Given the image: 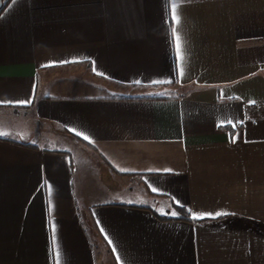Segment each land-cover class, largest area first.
I'll use <instances>...</instances> for the list:
<instances>
[{
    "label": "crops",
    "instance_id": "1",
    "mask_svg": "<svg viewBox=\"0 0 264 264\" xmlns=\"http://www.w3.org/2000/svg\"><path fill=\"white\" fill-rule=\"evenodd\" d=\"M0 133V264H264V0H10Z\"/></svg>",
    "mask_w": 264,
    "mask_h": 264
},
{
    "label": "trees",
    "instance_id": "2",
    "mask_svg": "<svg viewBox=\"0 0 264 264\" xmlns=\"http://www.w3.org/2000/svg\"><path fill=\"white\" fill-rule=\"evenodd\" d=\"M9 1L10 0H5L3 2V5H2L0 12L2 11V9L5 7V5ZM171 205H172L171 206L172 212L177 213V215H175V216H173L171 214L168 216H158V214H156L152 211H151V213L156 219H158L161 222H180V223H186V224H191V225L211 223V222H209V220H200L197 218L194 219L193 214L187 208L177 207V206L173 205L172 203H171ZM222 219H225V218H220L219 220H222Z\"/></svg>",
    "mask_w": 264,
    "mask_h": 264
},
{
    "label": "snow or ice",
    "instance_id": "3",
    "mask_svg": "<svg viewBox=\"0 0 264 264\" xmlns=\"http://www.w3.org/2000/svg\"><path fill=\"white\" fill-rule=\"evenodd\" d=\"M177 19V15H176V12H175V5H173V20H176ZM179 42H177V54L179 55ZM80 133H77V135H79ZM0 135H3V133H0ZM85 139H88V137H84ZM156 189H153V191H155ZM171 215L175 216L177 215L176 212H172ZM203 215H208V214H202V215H196L195 213H193V218L196 219V218H203ZM216 215H221V213H216ZM54 241H55V237L53 238Z\"/></svg>",
    "mask_w": 264,
    "mask_h": 264
},
{
    "label": "rangeland",
    "instance_id": "4",
    "mask_svg": "<svg viewBox=\"0 0 264 264\" xmlns=\"http://www.w3.org/2000/svg\"><path fill=\"white\" fill-rule=\"evenodd\" d=\"M114 197L117 198V201H118L119 204H128V203H132L131 200L129 201V200L124 199L120 193L114 195ZM161 213H163V212H161ZM164 214H165V213H163V215H164Z\"/></svg>",
    "mask_w": 264,
    "mask_h": 264
},
{
    "label": "water",
    "instance_id": "5",
    "mask_svg": "<svg viewBox=\"0 0 264 264\" xmlns=\"http://www.w3.org/2000/svg\"><path fill=\"white\" fill-rule=\"evenodd\" d=\"M5 0H0V10H1V8H2V5H3V2H4Z\"/></svg>",
    "mask_w": 264,
    "mask_h": 264
}]
</instances>
